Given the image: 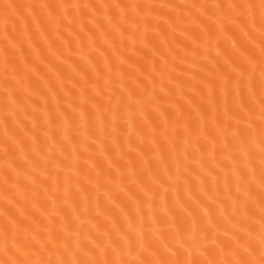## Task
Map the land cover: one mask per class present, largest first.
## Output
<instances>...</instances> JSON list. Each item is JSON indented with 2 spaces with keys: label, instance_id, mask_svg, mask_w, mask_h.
<instances>
[{
  "label": "bare ground",
  "instance_id": "1",
  "mask_svg": "<svg viewBox=\"0 0 264 264\" xmlns=\"http://www.w3.org/2000/svg\"><path fill=\"white\" fill-rule=\"evenodd\" d=\"M0 264H264V0H0Z\"/></svg>",
  "mask_w": 264,
  "mask_h": 264
}]
</instances>
